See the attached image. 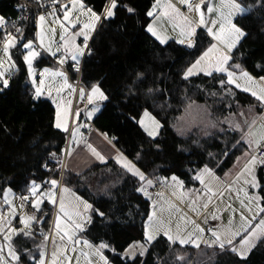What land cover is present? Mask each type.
I'll use <instances>...</instances> for the list:
<instances>
[{
  "label": "trees",
  "instance_id": "obj_1",
  "mask_svg": "<svg viewBox=\"0 0 264 264\" xmlns=\"http://www.w3.org/2000/svg\"><path fill=\"white\" fill-rule=\"evenodd\" d=\"M29 1L39 3L37 0ZM154 2L119 0L116 16L102 21L90 41L91 55L86 51L80 65L81 85L88 90L92 84L99 83L109 96L92 122L96 130L113 139L115 146L130 160H135L139 153L137 166L149 178L153 173L168 178L175 174L187 187H191L196 182L189 179L193 175L189 169H200L208 163L218 176L225 175L237 158L248 151V146L241 142L233 148L240 133L230 130L227 125H221L223 133L212 129L211 137L198 133L196 129L181 135L174 125L183 112L195 102L204 103L212 116L219 119L229 116L226 108L229 103L232 104V111L237 113L256 111L261 114L264 109L255 97L234 87V99L223 97L221 102L220 87L212 77L201 74L184 80L182 70L194 60L195 50L176 42L162 45L146 31L147 24L152 20L146 13L152 9ZM241 2L250 6L251 11L236 19L237 26L244 29L247 35L235 49L234 61L259 79L264 76V7L258 6V0ZM85 3L100 11L105 0H85ZM125 5L135 11L129 13ZM22 8V0H0V16L9 22L8 31L13 34L16 33L11 22H16L23 13ZM36 26L34 16L25 19L19 26L23 29L24 40L17 44L13 52L19 70L12 73L9 87L0 91V197L4 196L5 189L11 188L19 201L22 195H27V185L32 179L38 183L46 179L59 180L60 189L68 187L105 213V218L91 213L92 220L81 237L93 244L107 243L115 249V253L112 250L105 252L111 264H174L177 255L183 257L180 264H264V243L259 241L244 260L219 247L201 245L196 249L171 244L164 236L158 237L149 246L145 256L128 260L118 255L132 244L145 241L144 225L151 203L142 193L134 190L137 187L135 178L125 173L114 160L92 166L79 175L66 170L67 154L62 150L67 145L70 148L69 136L53 126L55 106L52 102L48 98L33 100L32 85L22 59V44L27 40L35 41ZM197 33L206 47L211 39L202 30ZM2 36L3 32H0V38ZM35 64L39 69L56 66L52 58L42 53ZM68 72L71 81L75 82L77 72L71 67ZM136 72H144L148 84L165 90L164 94L158 93L151 98L143 91L130 94L126 85ZM213 92L217 95L212 96ZM145 107L160 121L161 133L156 139L150 138L137 123ZM226 146L228 155L223 157L221 153ZM51 152L61 158L64 169L50 160ZM209 152L215 154L211 162L207 155ZM216 160L223 161L219 167H215ZM44 163H48L53 171H46L42 167ZM256 176L261 185L259 195L264 196V165ZM106 185L107 192L103 190ZM261 203L264 206V201ZM41 207L47 213L42 230L49 236L56 207L47 200ZM40 231L41 226L35 223L31 230L33 237L21 235L16 239L15 248L21 253V264H34L25 249L38 258L39 246L46 248L48 239L39 235Z\"/></svg>",
  "mask_w": 264,
  "mask_h": 264
},
{
  "label": "snow or ice",
  "instance_id": "obj_2",
  "mask_svg": "<svg viewBox=\"0 0 264 264\" xmlns=\"http://www.w3.org/2000/svg\"><path fill=\"white\" fill-rule=\"evenodd\" d=\"M41 7H45L43 0H37ZM183 5L187 6L189 13L195 12L198 14V21H194L185 15L177 8L170 0H155L152 9L149 10L146 15L152 17L153 22L148 23L146 31L153 37L160 41L161 44H166L168 38L161 34L155 26V22L166 18L171 23L174 29L179 30V36L181 37L177 42L184 45L188 49H194L193 61L189 63L184 70H182V78L188 80L190 77L204 73L208 77H212L217 80L223 97L234 99V90L241 89L244 92H250L257 101L264 103V76H260V84H257L256 77H253L246 69L242 67L240 63H237L233 59V50L236 49L240 40L247 35V33L241 27H238L234 22L237 16H243L251 11L250 6H245L241 0H219V4H214L212 0H198L195 5L191 0H179ZM56 5H60L57 9ZM70 5V7H69ZM119 6V0H105L102 5V9L97 11L93 6L85 3V0H68L67 3L60 4V0H51V10L47 13H41L36 17L38 31L36 37L39 40L38 44H35L34 40H27L22 44L23 52L22 59L27 67V74L30 78L32 85V98L33 100H40L41 97L47 95L51 99L52 104L55 105V115L53 126L56 129L62 130L67 133L72 140L74 146H78L81 141H84L85 147L89 149L93 156L100 161H105V157L96 150L91 144L84 140L83 133L80 131L82 127H87V124L80 122L81 110L75 109L71 113L72 127L69 128L70 121V106L72 104L71 99H65L63 93L65 89H69L71 93H75L76 89L68 83L67 74L59 69H53L45 67L40 73V79L37 81L36 69L34 68V62L41 57V50H44L51 57L57 58V62L63 65L69 58L74 62L73 68L79 73L80 61L87 54L91 55V49L89 48V41L92 38V33L96 31L97 25L102 21L111 20L116 16ZM258 6L264 7V0H258ZM129 13H133L135 10L132 7L125 5ZM206 9V11H205ZM159 10V11H158ZM63 13L62 18L57 15V12ZM215 13V18L212 15ZM51 16L54 18V22L59 24L62 31L60 36L61 43H58L53 50V41L51 37L55 34V29L48 27L45 28L46 18ZM83 17V19H81ZM21 19H27V17H21ZM64 22H67L66 24ZM9 22L5 20L3 16H0V32H3L2 38H0V44H2L3 55L7 57V61L0 59V91L9 87V78L6 76V72L9 69H15L18 71V67L12 58V49L17 47V44L24 40L23 29L17 27L16 22H11L12 27L15 28V33L8 31ZM203 27L206 29L207 35L211 37L208 45L205 47L200 36H198V28ZM47 37V38H46ZM82 37L81 42L77 43V38ZM35 44V46H34ZM199 45V46H198ZM58 53L60 54L58 57ZM5 63L8 67L5 68ZM257 67H260L257 65ZM264 70V69H262ZM216 74V75H214ZM130 94H135L137 91H143L144 95L151 98L156 94L163 95V89L150 86L147 82V76L144 72H136L130 81L126 85ZM212 96H216L217 93H211ZM79 99L81 101L87 99L91 108L84 112L86 118L90 119L95 113L99 112L103 102L109 100V96L101 88L99 83L92 84L90 86V92L86 93L85 89L81 87L79 89ZM155 103V101H153ZM163 106V105H161ZM190 107V106H189ZM239 107V105H237ZM226 108L229 110V116L223 119L214 118L207 110V108L201 109L203 116L206 119H201L198 124H194V127L198 133H202L205 136L211 137L212 129L218 130L220 133L224 132V128L221 125H227L233 131L240 133V138L236 141L233 148L240 145L241 142L248 146V151H245L244 156L247 157L246 162L242 169L236 175V182L243 180L245 185L251 188H261L260 182L255 175V167L264 165V125L259 130L255 129V120L249 121L243 111L233 112L232 104H226ZM134 119V118H133ZM137 123L143 128L149 137H155L158 134V129L161 127L160 121L148 110L144 108L141 118ZM190 130V129H189ZM181 135H184V129L179 130ZM75 150L74 147H65L62 151L69 157ZM207 155L210 158V162L215 159V154L209 152ZM223 157H227L228 148L221 153ZM50 160L61 168L64 167L63 161L55 152L49 153ZM240 158H237L239 162ZM115 162L124 170L125 173L131 174V177L135 178L137 187L134 189L136 192L142 193L145 197L151 201V212L147 214L145 222V238L146 244H140V255L143 256L147 252V245H150L155 239L157 233L163 231L164 236L167 237L171 244H175L177 241L181 245L189 242L194 243L196 247H199V243L191 240V235L188 239L183 238L179 232L175 235L171 234V228L166 226L164 222L157 216V201L152 200V194L149 192L150 188H154L158 183H166L169 179L173 182L175 187L183 189L184 181L178 176L173 174L170 178L159 177L153 173L152 178L141 170L137 166V162L140 160V154L137 153L135 160H130L127 156L117 150V154L114 157ZM222 160H216L215 167H219ZM42 167L49 172L53 171L48 163H44ZM193 175L189 177L190 180H195L204 184V177L207 175L215 176L214 169L209 167L208 163H205L200 169H189ZM63 178V173H60ZM79 175V173H77ZM227 175V174H226ZM219 179V177H216ZM61 188L60 181L57 179H46L37 182L32 179L27 185V195H22L20 198L22 201H28L32 198V208L37 215H25L21 218V223L25 228H30L34 222L41 226L39 235L43 236L45 240L49 239V236L43 232V225L45 223V217L47 213L42 209V204L47 200L53 206L58 204V211L53 220L54 230L57 236L61 240L67 238V241L72 244V251L76 252L75 245L82 243L89 249L88 252H81V255L85 257L88 264H93V257L98 258L102 264H111L108 257L104 255L103 250L109 248L107 243L100 242L99 244H93L92 242L79 238L78 234L85 231L87 225L92 220L91 213L95 212L101 218H105V213L100 212L99 209L94 208L93 204L80 196L74 195V198L68 199L66 195L58 196V189ZM108 191L106 185L103 189ZM70 189L66 186L62 187V193L67 194ZM190 192L196 191L190 189ZM208 196L209 199L202 205V208L207 209L211 203L210 196L215 195L211 188L205 185V190L202 193ZM4 201L9 205V215L6 222L11 224L13 214L16 209L12 204V200L9 199L12 193L11 188L4 190ZM188 193H181V199ZM245 197L249 202H256L257 212L253 213L249 218L241 213V224L236 226L234 220L230 219L227 225H217L216 227H209L207 230L210 232L211 243L209 246L218 245L219 249L224 251L228 250L237 254L242 260L247 258V255L256 246V243H264V216H261L257 221L258 214H264V206L260 205V201H264V196L259 194L249 195L248 191L244 192ZM196 200H192V204L195 205ZM241 205L247 208V211L252 213V207H248L241 201ZM23 206V205H21ZM161 211L163 208L161 207ZM193 210H196L195 208ZM219 219L218 216L213 215L212 220ZM0 221H4V217L0 214ZM4 223H0V234H3V242H0V264H21V253L16 250L12 243L13 235H23L25 237H33L31 231H24L23 229L9 227L5 232ZM192 223H195L193 221ZM197 231L201 234L205 232V228L197 225ZM7 246V248H6ZM38 258L33 255L29 250L25 249L29 259L34 261V264H46L47 253L44 250L45 246H39ZM6 250V259L5 257ZM115 253V249H111ZM62 253H66V249H61ZM121 258H131L135 260L136 252L125 250L124 253L118 254ZM66 259H68L66 257ZM183 260L182 256L177 255L174 264H180ZM51 264H60L59 255L57 252H52L50 257Z\"/></svg>",
  "mask_w": 264,
  "mask_h": 264
},
{
  "label": "rangeland",
  "instance_id": "obj_3",
  "mask_svg": "<svg viewBox=\"0 0 264 264\" xmlns=\"http://www.w3.org/2000/svg\"><path fill=\"white\" fill-rule=\"evenodd\" d=\"M57 15L60 16L61 18L63 16V14L61 13V11H58L57 12ZM46 20H49L50 23L48 24V26L45 24V28L47 29L48 27H51V28H54L56 30L55 31V34L51 37V39L53 41V50H55V46L58 43H61L60 36H61L63 30L61 29V27H60L59 24H57V23L54 22V18L53 17L48 16L46 18ZM37 23L38 22H36V25H37ZM38 30L39 29L36 26V32ZM81 40H82V37L77 38V43L81 42ZM242 40H243V38L240 41H242ZM38 43H39V40H38L37 37H35V44H38ZM35 44H34V46H35ZM15 49L16 48H14V49L11 50L12 51V58H13L14 61H15V59H14L13 52L15 51ZM23 51H26V50H23ZM41 53L44 54V55H46V56H48L49 58H51V56L49 54H47L46 51L41 50ZM59 55L60 54L58 53V57H59ZM0 59H3L5 61H7V57L3 55V52L2 51H0ZM69 59L63 65H60L57 62L55 64L56 66H48V68L59 69V70L64 71L62 69L63 66H67L68 68L71 67L74 70V68H73V63L74 62L71 63L69 61ZM15 64H16V61H15ZM16 66H17V64H16ZM36 66L37 65L34 62V68L36 69L37 81H39V79H40V73L42 72L43 68L39 69ZM7 67H8V65H7V63H5V68H7ZM14 72H15V69H9L6 72V76L10 79L12 73H14ZM64 72L67 74L66 71H64ZM67 77H68V83L70 85H72L73 88L76 89V86L74 84L76 81L75 82L74 81H71V77L69 76V74H67ZM28 80H29V82L31 84V81H30L29 76H28ZM88 92H90V88L88 89L87 93ZM66 95L67 94H66V89H65V91L63 93L64 98H65ZM41 98L46 99L48 97H47V95H45V96H43ZM48 99L51 101L50 98H48ZM82 102L83 101L80 100L79 103H77V106H78L77 108H80L81 107ZM104 103L105 102H103V104L101 106V109H102ZM205 107L207 108V110L209 112H211L210 109L204 103H199V102L192 103L190 105V107H188L185 110V112H183V115L178 118L177 122L174 125L175 126L174 129L178 133H180L179 130L184 129L185 130L184 131V134L187 133V132H189L190 130L195 129L194 124H198L201 119H206V117L203 116V113L201 111V109H203ZM90 108H91V105H89V107L86 110H89ZM101 109H100V111H101ZM99 112L95 113L90 119H88L86 117H85V119L86 120L88 119L89 121H93L94 118L98 115ZM250 114L251 113H249V114L246 115V113H245V116L248 118L249 121H251V115ZM256 122H257V125H264V118H263V116L260 115V114H258V117H257ZM257 125L255 124V129L256 130H257V127H258ZM140 128H142V127H140ZM230 130H232V129H230ZM160 133H161V127L158 129V134L154 138L153 137H150V138L156 139L160 135ZM247 150H249V149H247ZM241 157L239 159V162L236 161V163H234L235 165L232 167V172L233 171H237L238 169L240 171L242 169V167L244 166L243 163L247 159V157H245V156H243L242 158ZM257 166L259 168L261 165L258 164ZM255 175H256V172H255ZM222 176L223 175H221V176L219 175V178L220 179H223V180H227L228 178H230L229 176H228V178L227 177L223 178ZM211 177H212L211 175L205 176L204 177V184H201L198 181H195L196 184L191 185V187H187L184 184L183 189H180V188L174 186V188H172L171 190H169L168 188H165L164 185H163V188L165 189L166 193L168 195H170V196H168L169 201L162 202V205L161 206L159 204H157L156 214L164 222V224L166 226H169L171 228V234L175 235L177 232H179V234L183 238H185V239H188L189 236L191 235V240L192 241H195L196 243H199V245H202L203 244V245L209 246V244L211 243L212 238H206L205 237V241H203L204 240V233L201 234V233H199L197 231V225H199L200 227H202V225L204 224L205 218L206 219H210L211 217H209V215L210 214H213V212L216 211V209L218 208V206L219 207L220 206L221 207L227 206V211L225 210L223 216L221 217L222 218L221 222H222L223 225H227L228 222H229V220L230 219H233L234 220V224L236 226H239L241 224V218H240L241 217V213H243L244 216H247L249 218L252 217L253 213H249L247 211V208L246 207H243L241 205V203L233 204L231 202V200L222 201V199H220L218 201V203H216L215 206L209 211V213L206 215V217L203 220L200 219V221H199L198 220L199 218H198L197 211L199 209H201L202 208V205L205 202H207V200L209 199L208 196H205V195L202 194L204 192V190H205V185H207L209 188H211V190H212L213 193H215V190L218 188V184L215 181H213L211 179ZM241 184H243V186L245 187V190H249V192H250L249 195L258 194V191L259 190L254 189V188H251L248 185H245L243 183V180H240L239 181V185H241ZM230 187L228 188V191L231 190ZM190 189H195L196 191L190 192L189 191ZM182 192L183 193H188V195L184 196L183 199H181V193ZM70 194H72V198H74V195H76L71 189H70V191L67 194H63L62 193V189H60V193H58V196L59 195H66V197L68 199H72V198H69L68 197ZM222 196L223 197H226L225 195H222ZM214 197H215L214 195H211L210 196L211 201L214 200ZM243 198H244L243 199L244 204L247 205L248 207H253V211H254V213H256L257 212L256 205L253 206V202H249V200L245 197V195H243ZM9 199L12 200V204L15 206V209H16L15 213L13 214V218L11 220V224L10 225L7 224V223H4L8 219V215H9V212H8L9 205L5 203L4 196L0 197V214H2L3 217H4V221H0V223H4L5 232H7V230H8L9 227H11V228H17V229H23L24 231L28 230V228H25L24 225L21 223V218L24 217V215L22 214V211H21V209L23 210V206H21V209H20V205H23V203L20 200L18 201L19 203L17 202V197L15 196V194L14 195H11L9 197ZM193 199L196 200L195 205L192 204V200ZM150 203H151V201H150ZM210 205H209V207H210ZM54 207H56V210H55V215H56V213L58 211V204L56 206H54ZM161 207L163 208L162 211L160 210ZM194 208L196 210H193ZM55 215H54V217H55ZM261 216H264V214H258L257 215V221H258V219ZM53 220H54V218H53ZM193 221H195V223H192ZM217 225H221V224H217ZM29 229L32 230L31 227ZM82 233H79L78 236H79V238L84 239L83 237H81ZM21 235H13V237H12V243H13V246L14 247H15L16 239L19 236H21ZM162 235L164 236L163 231L157 233L156 239L154 241H156L158 239V237H160ZM164 237H166V236H164ZM0 242H3V234H0ZM140 244H146V238H145V241L144 242H136V243L132 244L129 247V249H127V250L135 251L136 252V257H137V256L140 255L139 254L140 253V249H139V245ZM175 244H180V243H179V241H177ZM150 245H147V252H148V249H149V246ZM183 246H191L192 248H196V249H198L200 247V246L199 247H196L194 245V243H192V242H189L187 244H183ZM214 246H218V245H214ZM214 246H211V247H214ZM75 247L77 248V251L76 252H73L72 251V244L67 241V238H65L64 240H61L60 237L56 235L55 230H54V226H53V223H52V229H51V232L49 234V239L47 240V245H46V248H45V251L47 253L46 264H51L50 257H51L52 252H54V251L57 252L58 255H59L60 264H88V262L85 259V257L83 255H81V252H88L89 251V249L87 248V246H85L82 243H80V244L75 245ZM6 248H7V246H6ZM61 249H66V253H62L61 252ZM107 250H111V247L106 248V249L103 250L105 256H106V253L105 252ZM147 252L143 256H145L147 254ZM249 254H250V252L248 253V255ZM248 255H247V257H248ZM5 257H6V259H10V258H7V256H6V250H5ZM66 257L68 259H66ZM125 259L130 260L131 258L129 257V258H125ZM13 264H15V262H13ZM93 264H102V262H100L98 260V258L93 257Z\"/></svg>",
  "mask_w": 264,
  "mask_h": 264
},
{
  "label": "crops",
  "instance_id": "obj_4",
  "mask_svg": "<svg viewBox=\"0 0 264 264\" xmlns=\"http://www.w3.org/2000/svg\"><path fill=\"white\" fill-rule=\"evenodd\" d=\"M192 1V0H191ZM170 2L172 3V4H174L177 8H179L180 9V11L182 12V13H184L185 15H188L189 16V18L190 19H192V20H194V21H198V14L197 13H195V12H192V13H189L188 11H187V6L186 5H183V4H181L180 2H179V0H170ZM212 2L214 3V4H219V0H212ZM69 7H70V5H69ZM159 11V10H158ZM205 11H206V9H205ZM62 13V12H61ZM63 14V13H62ZM212 15V18H215V13H213V14H211ZM239 16H237L235 19H234V22H236V19L238 18ZM81 19H83V17H81ZM153 22V18H152V20H151V22L150 23H152ZM50 23V21L49 20H46V22H45V24L48 26V24ZM65 24L67 23V22H64ZM99 25V24H98ZM98 25H97V27H98ZM155 26L157 27V30L158 31H160L161 32V34L162 35H164V36H166L167 38H168V42L166 43V44H168V43H170V42H176V43H178L177 41L181 38L180 36H179V30L178 29H174L173 27H172V25H171V23L170 22H168L167 21V19L166 18H161V20H159V21H156L155 22ZM200 30H202V32H204L206 35H207V32H206V29H204L203 27H200V28H198V30H197V32L199 31L200 32ZM94 33L95 32H93L92 33V37H93V35H94ZM150 34V33H149ZM151 35V34H150ZM152 36V35H151ZM208 36V35H207ZM153 37V36H152ZM210 39H211V37L210 36H208ZM153 38H155V37H153ZM92 39V38H91ZM91 39H90V41H91ZM156 39V38H155ZM157 40V39H156ZM90 41H89V44H90ZM159 43H160V41L159 40H157ZM241 42V41H240ZM161 44V43H160ZM179 44V43H178ZM240 44V43H239ZM238 44V45H239ZM162 45H165V44H162ZM179 45H181V44H179ZM237 45V46H238ZM182 46H184V45H182ZM185 47V46H184ZM237 48V47H236ZM87 51V50H86ZM234 51H235V49L233 50V54H234ZM52 58V57H51ZM83 59H84V57L81 59V61H80V64H79V66L81 65V63H82V61H83ZM233 59H234V56H233ZM69 61L71 62V63H73V61L72 60H70L69 59ZM205 75L204 73H200L199 75ZM199 75H195V76H193V77H197V76H199ZM252 75V74H251ZM253 76V75H252ZM254 77V76H253ZM190 78H192V77H190ZM256 80H257V84H260V80L259 79H257L256 78ZM232 87H234V86H232ZM237 90H240V91H242L241 89H237ZM244 92V91H243ZM246 93H248V94H250L251 95V93L250 92H246ZM66 96H65V99H71L72 100V104H71V106H70V121H69V128L71 129V127H72V120H71V113L75 110V109H77V103H79V101H80V99H79V92H77V90H76V92L75 93H71L70 92V90L69 89H66ZM261 103V102H260ZM54 105V104H53ZM261 105H262V108L264 109V103H261ZM80 110H81V115H80V122L81 123H84V124H87V120L85 119V115H84V112H85V110H84V108H83V106H81L80 108H79ZM258 112H254V111H251V121L252 120H257V117H258ZM247 115V114H246ZM260 115H262L263 116V118H264V110L262 111V113L260 114ZM93 122V121H92ZM256 125H257V122L255 123ZM258 127H257V130H259L260 128H261V126L262 125H257ZM85 127H82L81 129H80V131L82 132L83 131V129H84ZM60 130V129H59ZM62 131V130H61ZM69 136V135H68ZM69 144H71L70 145V148H72V147H74L75 148V150L72 152V155L69 157L68 155H67V160H66V165H65V168H66V170L67 171H70V172H72V173H75V174H77V173H79V174H81V173H83V172H85V170H88L90 167H92V166H95V165H98V164H106V163H108L109 161H112V160H114V157L116 156V154H117V150L119 151V152H121L116 146H115V144H114V142H113V139H110L109 137H107V136H105L103 133H101L100 131H98V130H96V129H94V130H92L91 131V133H90V138L88 139V140H86L87 141V143H89V144H91L93 147H95L96 148V150L97 151H99L104 157H105V161H100V160H98L95 156H93L92 155V153H91V151L89 150V149H87L86 147H85V144H84V141H81L80 143H79V145L78 146H74L73 144H72V140H71V137L69 136ZM85 140V139H84ZM122 153V152H121ZM244 156V155H243ZM242 156V157H243ZM241 157V158H242ZM115 161V160H114ZM245 162H246V160L244 161V163H243V165L245 164ZM261 167V166H260ZM259 167V168H260ZM259 168H258V166H256L255 167V172H256V174H257V171L259 170ZM239 172V169L237 170V171H233L232 172V169L227 173V175L225 174V175H223L222 177L223 178H225V177H227L228 178V176L230 177V178H228L227 180H223V179H216V177H219L216 173H215V176H212L211 177V179L213 180V181H215L217 184H218V188L215 190V197H214V200L213 201H211V205H210V207L208 206V208L207 209H204V208H201V209H199L198 211H197V214H198V220L200 221V219L201 220H203L205 217H206V215L209 213V211L215 206V204L216 203H218V201L220 200V199H222V201H227V200H231V202L233 203V204H238V203H241V201L244 199L243 198V195H244V192L245 191H248V193L250 194V192H249V190H245V187L243 186V184H241V185H239V182H236V174ZM215 179V180H214ZM219 180V181H218ZM241 183V182H240ZM160 184V186H161V188L164 190V191H161V192H158L157 194H155L154 196H152V200H156L157 201V204H159L160 206L162 205V202H164V201H169V199H168V196H170V195H168L167 193H166V191H165V189L163 188V185H164V187L165 188H168L169 190H171L172 188H174V185H173V182L169 179L166 183H159ZM231 186V187H230ZM230 187V191H228V188ZM150 190V189H149ZM257 190H259V189H257ZM260 191V190H259ZM259 191H258V194H259ZM221 194V195H220ZM222 195H225L226 197H223ZM69 198H72V194H70L69 196H68ZM17 202H18V200H17ZM19 203V202H18ZM260 203V205L262 206V203H261V201L259 202ZM20 205V204H19ZM256 205V202L254 203L253 202V206H255ZM20 209H21V205H20ZM252 209H253V207H252ZM227 211V206H224V207H219L218 206V208L216 209V211L215 212H213V214H210L209 215V217H211L210 219H206L205 218V221H204V224L206 223V222H212L213 224H214V227H216L217 226V224H222V222H221V220H222V216H223V214H224V211ZM21 211H22V209H21ZM250 213V212H249ZM252 213H254V211L252 212ZM213 215H216V216H218L219 217V219H217V220H212V216ZM34 222L31 224V228L33 229V226H34ZM203 224V225H204ZM202 225V226H203ZM26 231H31V229H29L28 228V230H26ZM163 236V235H162ZM205 237L206 238H212L211 237V234H209L208 236H206V233L204 232V240L203 241H205ZM213 239V238H212ZM203 245V244H202ZM199 246H201V245H199ZM214 247H218V246H214Z\"/></svg>",
  "mask_w": 264,
  "mask_h": 264
},
{
  "label": "built area",
  "instance_id": "obj_5",
  "mask_svg": "<svg viewBox=\"0 0 264 264\" xmlns=\"http://www.w3.org/2000/svg\"><path fill=\"white\" fill-rule=\"evenodd\" d=\"M22 1H23V8H22L23 13H21L19 18L16 20L18 27L25 20V19H21V17L29 18L31 16H34V18L36 19V17L39 14L47 13L48 11L51 10V1L47 2V1L43 0L45 7H41L40 3L33 4L29 0H22ZM67 2H68V0H60V4H64ZM191 2L195 5L196 3H198V0H192ZM56 7H57V9H59L60 5H56ZM36 22H37V20H36ZM0 49H2L1 44H0ZM52 60H53V62L57 63V58L52 57ZM62 69L64 71H66L67 74H69L67 66H63ZM74 84L76 86L77 92H79V89L81 87H83L87 93V89L83 85H81V67H80L79 73H77V79H76V82ZM81 106H83L84 110L86 111V109L89 107L87 99L83 100ZM94 129H95V125L87 119V127H85L82 131L83 137L85 140H88L90 138V133ZM64 162H65V160H64ZM61 173H63V169H62ZM161 191H164V190L161 188L159 183L156 184V186L154 188H150V190H149V192L152 194V196H154L155 194H157L158 192H161ZM20 201L23 203L22 214L24 216L25 215H37V213H35V210L32 208V198L31 197L29 198L28 201H22L21 199H20ZM88 227H89V224L87 225L86 229ZM202 227L205 228L206 236H208L210 234V232H208L207 229L209 227H214V224L212 222H206Z\"/></svg>",
  "mask_w": 264,
  "mask_h": 264
}]
</instances>
